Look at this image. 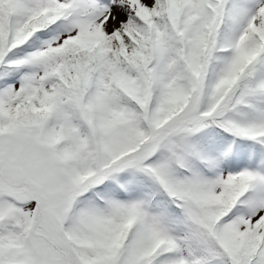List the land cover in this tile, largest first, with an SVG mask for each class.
Returning <instances> with one entry per match:
<instances>
[{
	"label": "snow or ice",
	"instance_id": "1",
	"mask_svg": "<svg viewBox=\"0 0 264 264\" xmlns=\"http://www.w3.org/2000/svg\"><path fill=\"white\" fill-rule=\"evenodd\" d=\"M0 264H264V0H0Z\"/></svg>",
	"mask_w": 264,
	"mask_h": 264
}]
</instances>
